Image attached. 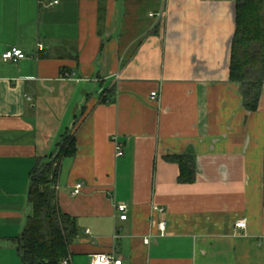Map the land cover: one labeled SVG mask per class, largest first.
<instances>
[{"label": "crops", "instance_id": "crops-1", "mask_svg": "<svg viewBox=\"0 0 264 264\" xmlns=\"http://www.w3.org/2000/svg\"><path fill=\"white\" fill-rule=\"evenodd\" d=\"M54 1L0 0V264H27L30 173L81 111L58 179L69 264H264V83L247 109L238 0ZM14 47L27 57L4 60ZM173 156L194 159L193 182Z\"/></svg>", "mask_w": 264, "mask_h": 264}, {"label": "trees", "instance_id": "trees-1", "mask_svg": "<svg viewBox=\"0 0 264 264\" xmlns=\"http://www.w3.org/2000/svg\"><path fill=\"white\" fill-rule=\"evenodd\" d=\"M230 78L241 84L246 108L257 110L264 83V0L237 2ZM83 112L75 116L72 127L61 135L57 150L39 159L30 173L32 213L27 216L18 243L21 257L27 264H63L69 257V246L77 236L75 219L60 209L58 179L63 159L77 153L76 131ZM170 159L180 166V182L194 181L195 161L192 157L173 156Z\"/></svg>", "mask_w": 264, "mask_h": 264}, {"label": "built area", "instance_id": "built-area-1", "mask_svg": "<svg viewBox=\"0 0 264 264\" xmlns=\"http://www.w3.org/2000/svg\"><path fill=\"white\" fill-rule=\"evenodd\" d=\"M56 3H58V0L51 2L50 5ZM38 47L43 48V44H39ZM26 57H27V53L23 49L16 47L8 49L2 54V58L4 60L15 61V62ZM157 97H158V93L156 91H153L151 93V98L156 99ZM115 141H116V154L117 156H122L124 154L123 145L120 141L116 139V137H115ZM82 187H83L82 183H77L75 185L73 195L79 194L81 192ZM116 208L120 212V219L122 220L127 219V205L125 203H118L116 205ZM155 209H159V208L155 206ZM237 226L245 227L246 221L242 220L238 222ZM146 241L148 242L149 240ZM90 263L91 264H123V260L120 257L116 256L115 253H99V254H94L91 257ZM63 264H69V259L66 258L63 261Z\"/></svg>", "mask_w": 264, "mask_h": 264}]
</instances>
